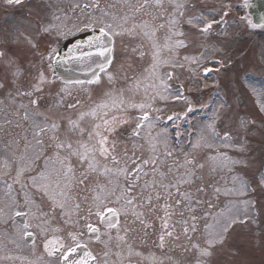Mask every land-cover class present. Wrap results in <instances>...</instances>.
<instances>
[{
	"label": "snow or ice",
	"instance_id": "6c2138e0",
	"mask_svg": "<svg viewBox=\"0 0 264 264\" xmlns=\"http://www.w3.org/2000/svg\"><path fill=\"white\" fill-rule=\"evenodd\" d=\"M118 3H121L124 7L128 8L127 12L123 14L116 15L111 14L105 11L104 16H111L110 23H105L98 29L99 35L94 36L92 39H89L86 44L83 46L78 45L76 51L72 52L68 59L60 61L57 60L56 63H68L69 60L75 61L81 66H87V68L92 73V78L87 81L88 84H96L100 81V76L97 72H104L107 75L109 83L113 82L114 77L111 74L107 73V68L112 64L111 53L112 48L109 47L111 43V38L115 35H123L127 33L130 36L140 35L142 36L152 48V58L153 63L151 65L150 75L156 76L160 79L159 88L163 91L168 90V85L165 82L163 77H160L157 73V68L162 63H169V61L161 59V52L167 50L172 51L176 47H186L182 40L173 41L174 36H183L184 33L176 30L175 26L177 20L175 18L165 20V12L167 9H164V0H117ZM244 6L249 5V0H243ZM6 3L9 5H19L22 3V0H6ZM168 3L172 5L173 8V17L176 13L180 16L184 15L185 5L181 0H168ZM152 4L156 8L161 9L162 11L159 15L152 13H146L152 16V20H161L163 22L153 25L149 20H137V17L148 9L149 5ZM79 7V5H77ZM85 8L89 7L84 5ZM93 8L99 10V3H94ZM115 7V4L111 5ZM83 10V9H82ZM227 15V12L224 13ZM59 19V17H55ZM262 23L259 27L264 28V17L261 18ZM188 23L193 27L197 24H202L200 32L206 34L212 28L213 23H219V21L212 20L211 22L204 23V20L201 17H193L188 20ZM249 25L252 28H256L257 25L252 24L248 21ZM115 25V27H114ZM127 26V27H126ZM167 28V34L164 37V43L160 44L157 38V33ZM50 29L45 27L42 29V32L47 33ZM107 38V41H106ZM29 43H32L29 40ZM32 47H35V44H32ZM83 49H87L84 51ZM56 52L53 49V54ZM5 53L0 51V57H3ZM143 55V53H141ZM94 57L102 58V62L94 60ZM185 59H188L187 57ZM49 60H52V57L49 56ZM96 66L93 67L92 65ZM51 67V63L49 65ZM175 64H172V67H175ZM17 71L14 75H18ZM166 78L168 80L172 79V73H166ZM46 82L44 73L41 72L39 75L38 83L34 86V91H42L41 85ZM50 82V81H47ZM72 83L83 84L85 81L76 80ZM3 83H0V88H3ZM136 87H139L137 83ZM61 92H67V88H62ZM21 96H32V92H19ZM253 94L258 97V99H264V91L257 92L253 90ZM108 100L102 101L96 105V107L91 108L86 112L79 113L77 119L73 120L67 118L66 127L62 131L61 123L52 120L50 121L47 117L41 119L43 115L39 111H29L27 106L21 104L20 107L24 108V114L22 120L25 122L30 121L32 128V139L29 140L27 134L24 135V151L19 157V161L16 168V175L13 178V183L20 184L21 180L24 178L26 172L32 171L36 166V161L41 158V155L47 153L51 149V155L47 157L44 163L43 170L35 176L29 177L32 187L36 188L38 192L43 193L44 196H47L52 204L53 211L58 207L62 210L63 215H69L70 213L67 209L70 207L72 202L71 190L73 188V181L75 180L78 184H84L88 180L89 174H96L105 176L108 184L107 185H97V188L94 189L97 194L93 197L95 201L96 211L94 215L99 219L100 223L105 226L109 231L105 234L108 235V240L113 239L110 230L117 229V236L115 239L118 242H124V236L119 235V217L121 214L127 215L129 208L135 210L137 208H147L149 210L154 209L153 200L159 201L167 196L171 199L173 195V189L175 193L180 196V199H176L174 204L179 206L185 201H191L192 197L187 192H181L180 189L184 185H190L194 182V179H199L196 176L194 170L186 169L184 172H180L179 169L184 167V165H175L169 166L167 171H161L160 165L163 163L159 156L156 155V143L149 141V149L153 153L149 158L141 159L136 156L135 151L132 152L131 156L128 151L125 150L123 153V159L116 154V141L109 140V136L114 133L122 124L128 123L127 118L112 116L111 119H108V112L110 110L119 109L120 112L127 111V108L138 109L141 115L137 118L134 129L132 130V138H140L141 132L144 129H150L154 126V120L151 118L149 111L146 109H151L152 104L148 103H133L127 102L124 99L123 90L118 93H107ZM156 95H160L161 98H165L161 92H157ZM183 98L182 92H177L175 99ZM62 99V98H61ZM151 100L155 99L153 95ZM33 108L37 107V100L32 99L30 101ZM79 105V101L75 104H68L65 107L72 109L76 108ZM224 105H221L223 108ZM193 109L191 106L188 108V112H191ZM261 110L264 111V105L261 106ZM154 111H159L155 109ZM215 115V114H214ZM87 118H91L93 121L90 129H86L82 126V122ZM155 119H159L156 117ZM169 120H173L172 116L168 117ZM11 123V121H8ZM247 121H241L240 126L242 129H247ZM17 127H20V124H17ZM208 129L212 130V135L215 136V122L208 125ZM3 132V128L0 127V133ZM150 135V133H149ZM85 136L87 137L85 139ZM47 137V140L44 138ZM205 137L201 136L196 144H193V148L201 146V141ZM225 141L231 140V134H224ZM17 147H19L20 141H15ZM211 146V145H207ZM240 150H243V145L240 146ZM164 155L166 157H171L173 153L171 151H165ZM80 165H87V169L84 172H81L79 177L75 175V169L73 167V160ZM188 166H195L194 159H185L184 162ZM231 163H238L237 161H232ZM129 164L133 165L131 169ZM228 158H213V170L216 166H227ZM109 165H112L111 167ZM200 168H203L204 165H199ZM3 168L11 169V165L8 160L3 161ZM175 173L173 180H168L170 174ZM5 175L7 173H4ZM123 177L124 183L119 182V178ZM264 182V177L261 178ZM142 181V182H141ZM24 187V185H21ZM9 191L12 188L11 184L7 185ZM242 186L239 189L240 194L244 193V188ZM197 192H204L205 188L200 186L196 189ZM215 191L218 193L219 188H216ZM123 201V204H121ZM32 201L26 197L25 204H31ZM196 204L201 203L197 198L195 200ZM109 204L120 205V207H110ZM80 205L76 203L74 205L75 210H79ZM173 207L172 203L166 201L164 204L165 209H171ZM188 210L190 212H195V208L189 205ZM93 213L89 212V215ZM27 213L20 210V206H17V210L14 213L15 217H27ZM47 215V214H44ZM133 215L138 218L143 215L142 212L133 211ZM166 215L170 213L166 212ZM192 221L190 227L184 229V234L188 236L189 231L196 233L198 231L197 217L195 215L190 216ZM66 222H71L66 221ZM244 221L232 219L231 222H226L221 226L220 230H210L213 226H206V235L205 243L206 248H201L199 244L193 243L192 248L196 249L199 252V255L202 257H208L211 255V249L216 244H222L225 239V235L228 232V229L233 223ZM143 223V221H141ZM187 223V221H185ZM219 224V221H217ZM168 221H164V227L167 228ZM84 227L87 229V232L90 235H93L96 240L100 239V228L94 226L92 223H86ZM29 224L24 223L21 229H18L20 233V238L28 239L33 237V233L28 231ZM53 232H58V228H54ZM167 235L171 236L172 233L168 232ZM69 242L65 243L64 239L53 235L50 239H46L44 242V250L47 252L49 257H55L53 264H100L98 258L93 255L91 251L88 250V245L82 243L78 239L77 235L72 233L68 234ZM190 240L191 236L188 237ZM161 247H163L164 236L160 237ZM35 241L33 240V244ZM107 247V244L105 245ZM120 244L117 243V247ZM131 248L129 247V255H131ZM115 255L120 256V253L117 252ZM136 255H140L136 253ZM108 256V253H105V257ZM7 259H12L11 256ZM107 264V260H105Z\"/></svg>",
	"mask_w": 264,
	"mask_h": 264
},
{
	"label": "rangeland",
	"instance_id": "374dc122",
	"mask_svg": "<svg viewBox=\"0 0 264 264\" xmlns=\"http://www.w3.org/2000/svg\"><path fill=\"white\" fill-rule=\"evenodd\" d=\"M191 1L195 3L201 2L200 0ZM191 1L184 4L185 7L182 9L186 13L184 17H180L178 13H176L173 17L172 5L168 3V0L164 1V9H167L165 12V20L175 18L177 20V24L175 26L176 30L184 33L183 36H174L173 41L182 40L186 47H176L173 48L171 52L163 50L161 52V59L169 61V63H162L156 71L160 77L165 79V82L168 85L169 81L166 80L165 74L175 68L172 67V64L182 67L178 69H182L183 73L177 75L176 79L172 82L174 86H176L177 83H187L188 78L186 76L188 74L190 76L194 74L195 89L190 93L188 98V101H190V104L193 106L198 107L203 105V102H207L208 99L203 97L204 95H208V98H211L215 95L214 93H220V96L216 99L212 98V100L216 102L214 106L211 103L205 104V106H209L208 111L206 112L208 116L207 118L198 119L197 115L193 117L194 126L198 129V135L195 137L193 144H196L197 140L201 136H204L205 139L201 141L200 147L193 148L191 146L187 153L181 154L179 157V159H181L180 164L184 165L181 170H194L195 172H198L199 175L203 176L205 185L210 191L212 202L223 203L224 199L222 197L224 194L228 193H231L232 196L237 195L239 198L237 196H235V198L242 203L258 202L259 212L261 215L258 216V219L255 222L260 223V236L258 238L259 250H257V253H253L252 256L249 255L247 257L246 264H253V261H256L257 259L258 264H264V215H262V211L264 212V210H262V207H264V200L260 198L261 196H264V182H262L261 179L264 176V111L261 110V106L264 105V99H258V97L253 94L254 89L257 92L264 91V34L250 28L246 18L242 20V25L239 24L237 17L235 21V14H233L227 21V25L221 24L219 27H214L213 31H211L208 35H202L199 33L198 29H200L203 25L197 24L195 27L192 25L189 26L188 20L193 17L202 16L205 23L208 19L213 18L216 15L212 14L211 11L206 13L203 8L197 9V6L192 7L189 4ZM54 5L55 3L53 2V5L50 6V8L52 9ZM34 8L35 6L32 9ZM218 10L219 7L216 6L214 11ZM43 12H46V8L40 11V14ZM124 12H127V10L122 11L120 14H123ZM238 12L239 11L237 9V13ZM6 14L13 15L10 13ZM32 15L34 14L32 13ZM102 16L103 14H97V16H95V19L100 24H104L106 21V23L109 21L112 22L109 20V17L106 18L105 16ZM73 19L74 17L71 18L72 22ZM145 19V15L141 18L137 17V20ZM36 20L37 16H32L24 22H21L17 16L12 19V21L7 20V23L9 22L8 26H10L11 29H9L10 32H8V38L5 37L6 35L3 37L5 43L4 50L6 53L13 55L14 57L18 56L21 63H24L28 59L29 55H33L35 58L36 55L34 53V49L31 47L32 45H29L28 42L23 39V36L20 41L19 29L25 31ZM18 22L21 23L18 25ZM153 25L156 24L154 23ZM188 28L189 31L186 32ZM68 30L69 29H66V32H68ZM191 31L194 33L190 34V41L194 40V42H189L187 44L188 39L186 38V34H189ZM166 34L167 28L157 33V38L160 44L164 43V37ZM116 36L118 37L116 62L112 73L117 76L115 77L112 75L114 77L113 82H111V84H114L112 93H118L123 90L126 104L129 101L136 104L147 101L151 104H157L158 107L160 106L162 108L161 110L168 111L171 107L169 105L170 98L164 93L165 91L159 88L160 79L156 76L150 75L151 65L153 63L151 46L140 35L130 36L125 33L123 35ZM35 38L41 40L43 45H48L50 42L42 40L38 34L35 35ZM55 41H58V39L53 40V43ZM203 44H206V48H204ZM141 53H143V55H141ZM224 55L225 60L227 62H232V65L227 66L226 71L223 74L220 73L219 75L212 77L210 80L207 79V81L203 79L208 86V91L204 92L199 86L200 81H198V79H200V68L207 63L208 58L220 59ZM186 57L190 61V63L188 62V67L186 65ZM200 61L201 63H195ZM0 67L1 71L3 70L2 73L5 72L9 74V72H11V69L8 67L4 68L2 65ZM30 73L34 78L36 70H32ZM137 83L139 84L138 88L136 87ZM120 84L121 86L118 87ZM18 88L19 86H14L15 95L16 93L26 90L25 88H21V90ZM58 89H60L59 84H55L52 87V91L56 92ZM157 92H161L166 97L164 96L165 98L162 99L160 95H156ZM166 93L169 92L166 91ZM1 95L2 89L0 88V96ZM93 95L90 99L91 101L88 102L87 105L82 106L84 107L82 112H86L90 110V108L96 107V105L100 102L106 101V97L104 96L99 97L98 95ZM153 95H155V99L151 100L150 98ZM24 97L26 98L27 96ZM27 99L29 102L32 100V98L29 97ZM12 100L13 99L11 98L9 101ZM58 100L59 99L56 97L53 98V103L56 106V102ZM61 101L64 100L62 99ZM47 102L49 106H53L49 103V101ZM186 104L187 103L180 104V108L184 107ZM222 104L224 105L223 108H221ZM42 105L44 106L46 103H43ZM73 110V113L78 116L79 112L75 109ZM122 113L124 114L121 115ZM135 113L140 112L135 108H127V111L125 112H120L119 109L110 110V117L108 118L111 119L112 116H118L125 117L128 120V123L117 127L116 131L110 135V139L115 140L116 142H119L120 140L124 141L123 134H125L127 130L132 129L133 125L137 122L134 117ZM86 120L89 121L90 118ZM241 121L248 122L246 130L241 128ZM213 122H215V136L212 135V130L208 129V125ZM226 132L231 134V140L225 141L224 134ZM141 138L143 139L142 142H144L146 146H149V141L155 142V154H159L161 158L163 157V152L166 150L168 151L169 149L171 150V144L166 131L156 129L154 127H151L150 129L146 128L144 133H142ZM12 144L16 145L15 143ZM207 145L211 146L209 147ZM241 145H243V150H240ZM150 153L152 156L153 153L151 151ZM216 157H227V166H216L215 170H213V158ZM186 158L194 159L195 166L186 165L184 163ZM164 159L162 168H167L164 167L166 163L172 160L175 161L178 158L174 155L173 159H169L166 156ZM232 161H237L238 163H231ZM201 164L204 165L203 168L199 167ZM6 185L7 183H3L0 188L5 189L4 186ZM242 186L246 187L244 188V193L240 194L239 189ZM216 188L220 189L218 193L215 191ZM237 189L239 195L237 194ZM3 205L5 206V203H3ZM32 207H29V210H31ZM9 209L10 206H7L6 211H8V213L10 211ZM242 215L238 217V220L241 218L243 219L244 216L242 217ZM49 226L50 223L44 225L45 228H49ZM17 234H19V232H17ZM179 235L180 239L178 244L181 245V248H178V258H172V264H188V253H185L184 248H182L186 237L181 236V232H179ZM12 240L13 242L9 246L13 248L3 249L5 252H1V243L4 242L2 241L0 243V253H2L0 254L1 263L7 264L14 261L16 258L32 259V261L36 263H39V260L41 261L42 258L39 259L41 254L29 253L31 248L22 242L20 235L18 237H13ZM245 242L246 243L243 242L241 245L252 247V244H254L249 240ZM191 243L198 244L199 241ZM7 244H9V241ZM200 245H202V243H200ZM8 249H13L15 253L6 251ZM32 250L39 251V247L36 246ZM3 253H6V256H3ZM241 253L244 257L245 253H250V250L241 251ZM146 255V260L150 261V253H147ZM9 256H11L12 259H7ZM160 259L165 260L167 259V256L157 257L156 262H160ZM226 264H228V262Z\"/></svg>",
	"mask_w": 264,
	"mask_h": 264
},
{
	"label": "flooded vegetation",
	"instance_id": "af4514ba",
	"mask_svg": "<svg viewBox=\"0 0 264 264\" xmlns=\"http://www.w3.org/2000/svg\"><path fill=\"white\" fill-rule=\"evenodd\" d=\"M83 91H85V89H83ZM23 114L24 112L21 113L20 108L13 109L8 106L0 107V127L3 128V132L0 133V145L8 141L11 143H14L16 140L20 141V133H25L26 130L30 132V129L27 128L28 122L22 120ZM8 121H11V123H8ZM17 124H20V127H17ZM44 139L47 140V137ZM125 150L128 151L130 156L132 152L135 151L136 156L142 159V155L138 154L136 149L122 145L116 146V154L122 159ZM48 152H51V149H49ZM73 163L77 166H82L75 162V158ZM79 172L80 173L77 175V177L80 176L82 171L79 170ZM173 177L174 176L170 174L168 176V180H173ZM107 184L108 181L105 176L91 173L89 174L88 180H86L84 184H78L76 181H73V188L71 190V193L73 194V196L71 195V205L74 207V205L78 203L82 212L73 216V221L70 225L67 224V218L66 216L64 217L60 208L57 207L55 211H53V204L50 207L43 205L40 209V202H33L32 209L26 212L23 210L24 202H19L18 206H20V210L28 214L24 222L29 224L28 231L33 233L34 241L36 236L39 241H42L39 251L30 249L29 253H40L41 255L39 256V259H42L41 261L39 260V263H36L32 261V259L16 258L14 261L9 263L53 264L55 257H49L47 252H45L44 242L46 239H50L53 235H55L63 238L65 243H68V234L72 233L77 235L78 239H80L82 243L88 245V250L98 258L100 264H105V260H107V264H172V258H176V253L178 252L179 248V229L182 227L184 231L186 227H190L187 224L192 223L190 218L183 220L182 216L179 214L178 209L182 204L179 206L174 204V201L176 199H180L181 197L178 196L173 189V195L171 199L165 196L159 201L153 200V210H149L147 208H137L133 210L129 208L127 215L121 214L119 217V235L124 236L126 243L118 242L115 239L117 236V229L110 230L113 239L109 241L108 235L105 234L109 230L103 226L99 219L94 215L96 207L95 201L93 200V197L97 194L93 190L97 188V185L103 186ZM189 187L190 189L187 190V193L191 195L192 200L185 201L184 207L187 210L189 207L187 205H191V207H194L195 209H202V207L204 208V205L209 203L208 199L205 198V196H202L203 205L196 204L195 200L198 198L196 197L197 191L195 190L194 186ZM181 192L183 193L185 191L182 190ZM166 201L173 204L171 209L164 208ZM121 204H123V201H121ZM109 206L120 207V205L116 204H109ZM90 210L93 213L92 215H89ZM133 211L142 212L143 215L138 218L137 216L133 215ZM166 212L170 213V215H166ZM192 215L196 216L194 212H192ZM165 220L168 221L167 228L164 227ZM12 221H16L15 216L12 217ZM141 221H143V223H141ZM184 221H187V224H184ZM18 223L19 222H17L13 228L10 227V229L15 233L18 232V229L23 227V224ZM47 223H52V226L49 228H44V225ZM86 223H92L94 226L100 228L99 240H96L93 235H90L87 232V229L84 227ZM206 226L207 225L205 224L203 230L204 233H206ZM54 228H58L59 231L53 232L52 230ZM168 232H171L172 235H167ZM197 232L191 233V231H189L187 238L189 236L193 238L194 235H200ZM162 235L164 236L163 247H161L160 241V237ZM117 243L120 244L119 247H117ZM106 244L107 247L105 246ZM129 247L131 248V255H129ZM11 252L15 253L13 250H11ZM106 252L108 253L107 257H105ZM117 252L120 253V256L115 255ZM136 253H139L140 255H136ZM147 253L152 254L149 256L151 257V260L155 259L154 253H160V256H167V259H160V262L151 263L146 260ZM205 264H213L210 256L205 257Z\"/></svg>",
	"mask_w": 264,
	"mask_h": 264
},
{
	"label": "water",
	"instance_id": "95a60500",
	"mask_svg": "<svg viewBox=\"0 0 264 264\" xmlns=\"http://www.w3.org/2000/svg\"><path fill=\"white\" fill-rule=\"evenodd\" d=\"M249 13L253 18L252 23L257 25V27H259V25H261L262 23L261 18L264 17V0H251L249 5ZM94 36H97V34H91L90 38L92 39ZM87 41H88V36L85 35L84 38L80 40L70 42L67 46V49L61 51L60 55L57 57V60L63 61L68 59V56L72 52L76 51L78 45L83 46L84 44L87 43ZM110 47H111V43H110ZM83 50L87 51V49H83ZM65 53L67 54L65 55ZM57 67L59 68L60 72L70 74L75 70L74 67H80V64L76 63L75 61H69L68 63H57Z\"/></svg>",
	"mask_w": 264,
	"mask_h": 264
}]
</instances>
